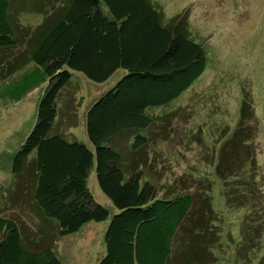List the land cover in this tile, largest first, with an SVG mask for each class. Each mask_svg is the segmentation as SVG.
Listing matches in <instances>:
<instances>
[{
	"label": "trees",
	"instance_id": "trees-1",
	"mask_svg": "<svg viewBox=\"0 0 264 264\" xmlns=\"http://www.w3.org/2000/svg\"><path fill=\"white\" fill-rule=\"evenodd\" d=\"M12 4V0H0V63L4 57L9 61L6 54L19 45V24L13 16L19 7ZM60 7V14L32 35L29 49L17 54L10 70L20 68V72L13 77L4 72L7 78L0 80L2 106L18 103L32 90H39L34 124L12 156L10 173L19 177L31 169L32 202L55 222L56 237L108 219L104 249L94 264H179L173 254L182 227L195 217L192 231L209 233L211 183L208 192L195 189L198 193H194L188 186L183 193H170L144 180L141 170L124 169V151L113 143L130 137L125 152L148 151L155 131L147 110L169 104L202 74L204 50L186 36L181 17L160 23V14L148 0H65ZM118 70H122L120 78L112 81ZM74 73L92 84H107L85 107L87 142L68 141L53 131L57 100ZM237 116L229 141L237 147L238 165L230 168L226 158L220 165L219 155L215 172L223 185L234 184L235 205L256 210L249 199L255 197L252 184L243 175L246 166H239L241 160L245 165L246 159L248 166L254 160L249 147L254 146L258 130L248 93H242ZM91 172L114 209L111 215L88 190ZM195 203L201 206V214L193 213ZM209 236L216 238L212 231ZM29 248L24 246L16 222L0 216V264H62L49 243Z\"/></svg>",
	"mask_w": 264,
	"mask_h": 264
},
{
	"label": "rangeland",
	"instance_id": "rangeland-1",
	"mask_svg": "<svg viewBox=\"0 0 264 264\" xmlns=\"http://www.w3.org/2000/svg\"><path fill=\"white\" fill-rule=\"evenodd\" d=\"M64 1L12 0L19 7L13 12L19 24L16 33L19 45L10 51L11 54H6L9 61H4L5 57L2 59L0 80H6L4 72L9 73V77L20 72V68L10 70L15 66L14 60L29 49L32 35L60 14V4ZM148 1L160 14L162 24L181 17L186 36L204 50L205 67L202 74L169 104L147 110L154 120L152 131H155L147 152H125L124 145L127 140L129 146L130 137L113 143L124 151L122 156L124 162L127 161L124 169L141 170L144 180L149 179L170 193L177 190L183 193L188 186L193 187L194 193L208 192L211 183L208 202L211 213L207 227L216 238L210 237L205 230L192 231L195 217L191 218L176 237L173 254L176 262L264 264V204L258 203V200L264 202L260 193L263 190L261 178L264 179V0ZM121 74L122 70H118L111 77L112 81ZM106 86L92 84L74 73L57 100L53 131L68 141L87 142L85 107L91 96ZM242 93L250 95L256 125L259 124L254 146L249 147L254 160H250V166L246 159L245 165L242 160L239 165L242 169L246 166L243 175L250 179L246 178L247 183L252 184L255 197L249 199L256 210L235 205L238 198L232 189L234 184L223 185L215 172L219 155L220 165L225 158L229 159L230 168L238 165L237 147L229 139L238 119L237 106ZM38 97L39 90L35 89L18 103L2 106L0 102V216L16 222L25 247L36 249L49 243L62 264H94L104 249L103 235L108 219L87 223L75 234L56 237L55 222L44 217L32 202L31 169H26L19 177L10 173L12 156L34 124ZM87 187L93 199L105 205L111 215L114 209L100 192L93 172L88 175ZM193 213L201 214L198 203L194 204ZM201 220V224L204 223L203 217ZM43 236L47 239L40 241ZM205 245H209L208 251Z\"/></svg>",
	"mask_w": 264,
	"mask_h": 264
},
{
	"label": "crops",
	"instance_id": "crops-1",
	"mask_svg": "<svg viewBox=\"0 0 264 264\" xmlns=\"http://www.w3.org/2000/svg\"><path fill=\"white\" fill-rule=\"evenodd\" d=\"M29 93H30V92H29ZM29 93H28V94H29ZM28 94H27V95H28ZM258 126H259V124H258ZM263 128H264V127H263ZM257 129H258V127H257ZM257 134H258V130H257Z\"/></svg>",
	"mask_w": 264,
	"mask_h": 264
}]
</instances>
